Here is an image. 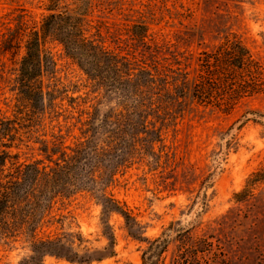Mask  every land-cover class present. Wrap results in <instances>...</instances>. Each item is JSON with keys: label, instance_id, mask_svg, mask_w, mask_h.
I'll list each match as a JSON object with an SVG mask.
<instances>
[{"label": "rangeland", "instance_id": "rangeland-1", "mask_svg": "<svg viewBox=\"0 0 264 264\" xmlns=\"http://www.w3.org/2000/svg\"><path fill=\"white\" fill-rule=\"evenodd\" d=\"M63 10L79 14L84 36L123 64L121 77L108 72L117 83L101 82L48 35L43 49L50 67L31 81L43 90L36 104L19 90L25 42L46 15ZM226 37L240 40L264 68V0H0L1 179L24 164L47 171L61 163L89 137L91 121L143 125L111 180L95 184L134 223L103 213L92 184L57 193L38 214L34 233L0 234V264H20L31 255L32 240L60 236L80 254L101 259L76 263L47 254L42 264H142L155 238L166 247L153 264L184 258L264 264V179L241 194L264 166V94L244 97L230 110L190 97L199 53ZM147 72L155 84L137 82ZM182 84L186 91L178 96Z\"/></svg>", "mask_w": 264, "mask_h": 264}, {"label": "trees", "instance_id": "trees-1", "mask_svg": "<svg viewBox=\"0 0 264 264\" xmlns=\"http://www.w3.org/2000/svg\"><path fill=\"white\" fill-rule=\"evenodd\" d=\"M48 35L55 36L62 43L66 53L76 58L81 66L91 69L101 82L110 79L111 84L117 83L118 80H112L108 72L121 77L118 74L122 73L123 64H118L113 56L84 36L79 14L67 10L52 12L43 18L38 27L29 32L25 53L19 65V90L32 102L34 100L37 104L43 99L41 86L35 87L31 81L44 75L50 67V60L43 49L44 39ZM147 75L148 78L141 77L137 82L143 79L149 85L155 84L154 76L149 72ZM111 84L108 85L112 87ZM125 87H133L131 80L125 79ZM185 88L183 84L182 87H177L176 95H184ZM258 93L264 94V68L240 40L226 37L213 50L199 53L198 70L190 90L193 100L230 110L240 99ZM106 121L102 119L96 125L91 121L89 137L72 150V154L49 170L45 171L38 168L37 164L30 163L24 164L16 176L0 178V234L24 228L31 234L34 233L38 214L43 213L57 193H70L88 187L89 184L93 185L91 189L102 205L103 213L116 212L124 218L128 226L134 223L131 214L112 196L104 194L103 188L97 190L95 184L101 186L104 181L111 180L113 170L128 157L127 147L130 143L127 141L135 135L134 131L143 128V125L131 120L125 124H120L119 120L109 123ZM98 135L105 136L101 139ZM105 161L107 162L104 164ZM3 162L4 158L0 155V167ZM102 163L109 164L112 168L106 169L102 167ZM96 173L97 178L94 177ZM251 175L241 194L250 192L252 184L264 179V166ZM108 239L112 247V234H109ZM72 242L65 236L32 240L31 255L20 264H42L43 257L47 254L76 263L101 259L93 258L87 252L80 254L73 248ZM160 242L159 238L150 242L144 252L142 264H153L152 258L155 254L160 255L165 250L164 241L163 246H160ZM202 243L204 247L210 246V242L206 240ZM186 249L188 248H185L184 252ZM192 250L197 253L203 252L204 248ZM112 251L108 254L112 255ZM192 263L194 262H189L186 258L182 261V264Z\"/></svg>", "mask_w": 264, "mask_h": 264}]
</instances>
